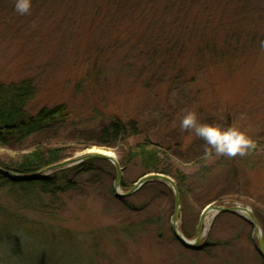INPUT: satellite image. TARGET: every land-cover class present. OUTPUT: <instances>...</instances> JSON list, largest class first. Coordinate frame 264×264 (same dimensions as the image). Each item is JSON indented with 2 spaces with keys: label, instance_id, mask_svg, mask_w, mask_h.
<instances>
[{
  "label": "rangeland",
  "instance_id": "374dc122",
  "mask_svg": "<svg viewBox=\"0 0 264 264\" xmlns=\"http://www.w3.org/2000/svg\"><path fill=\"white\" fill-rule=\"evenodd\" d=\"M91 5L87 0L79 2L76 23L73 17L69 23H43L40 17L36 23H0V83L31 80L36 88L33 109L66 103L71 110L68 122L26 143L0 148V160L15 162L40 144L68 149L71 159L95 149L110 151L121 169L118 194L123 195L154 173H146L139 162L120 166L117 152L122 145L100 147L98 128L117 115L136 120L144 136L163 146L168 167L185 174L182 192L174 176L155 175L177 185L179 227L189 241L195 240L203 213L221 204L251 210L264 234L263 57L247 72L236 62L245 57L242 53L235 54L236 61L228 68L209 66L196 72L199 57L187 52L183 64L197 76V84L176 74L174 84L161 85L166 77L163 83L160 79L172 73L159 68L154 53L159 48L136 60V48L147 45L154 29L135 39V27L131 33L123 28L117 33L114 25L122 20L116 13L105 21V30H95ZM46 12L41 9L42 15ZM256 18L264 19V0H249L245 5L243 19ZM216 73L226 77L218 75L217 80ZM185 110H195L201 123L239 127L254 147L242 157L213 154L204 159L205 142L180 128ZM87 145L92 146L85 149ZM98 169L102 181L97 192L78 189L56 199L0 183V264H264L254 227L240 216L207 217L204 248L189 250L173 234L175 200L168 188L142 186L129 201L142 211L130 213L107 197L108 165L102 163ZM114 174L113 189L118 182ZM123 182L126 189L121 188ZM146 222L148 230L137 231ZM126 228L132 234L126 235Z\"/></svg>",
  "mask_w": 264,
  "mask_h": 264
},
{
  "label": "trees",
  "instance_id": "16d2710c",
  "mask_svg": "<svg viewBox=\"0 0 264 264\" xmlns=\"http://www.w3.org/2000/svg\"><path fill=\"white\" fill-rule=\"evenodd\" d=\"M80 1L82 0H32L30 14L21 16L14 11V0H0V23H24L23 20H26L25 23H36L39 17L43 23H69V18L73 17L72 23H76L75 13ZM87 1L96 11L91 15L93 16L91 26L95 30H105L107 24L105 21L112 19L116 13L120 14V20H122L120 22L116 20L119 23L114 25L117 33L121 32L122 28L131 33L132 28L135 27L133 31L136 33L135 39L141 38L147 32L149 33V30L154 29L155 34L151 32L153 35L145 41L147 45L136 48V60H142L156 47L159 48L154 52L157 55L155 60L160 62L159 68L169 69L172 73L168 76L165 74L160 79L163 83L166 77V81L161 85L174 84L176 74L190 77L191 84H197V76L183 64V56L187 52L199 57L195 65L196 72L209 66L228 68L232 62L236 61L235 54L240 57L241 53L245 57L236 62L245 72L249 66L252 68L258 64L260 57H263L260 63L264 66V19L258 21L256 18L252 22H246V19H243L245 5L249 0ZM49 4L52 5L50 8ZM42 8L47 11L45 15L41 14ZM248 26L250 27L244 29ZM216 74L217 80L222 76L226 77L223 73ZM35 97L36 88L31 80L0 83V148L11 143H26L56 124L70 120L71 110L68 104L60 103L50 108L43 107L36 110L32 107ZM102 122L98 128L97 138L101 140L99 146L111 149L122 145L117 152L120 166L139 162L148 174L174 176L182 192L180 185L185 174L168 167L164 158L167 154L162 151L163 146L152 138L144 136L140 123L136 120L125 121L118 115L111 117L109 121ZM91 146L87 145L85 149H90ZM72 156L68 149L58 145L40 144L24 153L15 162L7 163L0 160V168L18 175H32L63 163ZM102 163L107 164L109 169L106 172L110 180L108 199L123 206L130 213L142 211L130 205V196L120 197L114 193L113 182L116 179L114 176L116 170L108 161L101 159L55 170L41 178L29 181H13L0 172V183L20 189L26 194L39 193L50 199L60 198L78 189L90 194L101 188L102 176L99 174L98 166ZM199 174H201L200 171ZM88 176L94 178L84 183L83 179ZM77 178H80L82 182H77ZM147 186L168 188L172 198L174 197L172 189L165 183L158 181L147 183L142 189ZM121 188H127L124 182ZM148 226L149 223L146 222L140 225L137 231H147ZM124 231L126 235L132 234L130 229L126 228Z\"/></svg>",
  "mask_w": 264,
  "mask_h": 264
},
{
  "label": "water",
  "instance_id": "95a60500",
  "mask_svg": "<svg viewBox=\"0 0 264 264\" xmlns=\"http://www.w3.org/2000/svg\"><path fill=\"white\" fill-rule=\"evenodd\" d=\"M108 152L109 151L100 150L99 152H90L88 154H83V155H80L74 159L64 161L63 163L54 165L48 169L42 170V171L35 173V174H32V175H18L15 173L8 172V171L1 169V168H0V172L4 176L8 177L9 179H11L13 181H17V182L29 181V180H33L36 178H41L45 174H48L52 171L70 168V167H73L75 165H78V164L86 162V161H91V160H96V159L106 160V161H109L110 163H112L114 165V168H115L117 176H118V179H117L118 182H117V185L114 189L117 196L129 197L135 191H137L142 186H144L145 184L155 182V181L165 183L172 189L173 194H174V198H175V216H174V221H173V225H172V230H173V234H174L175 238L177 239V241L186 249L194 250V251L199 249V245H200V243L202 241V237H203V226H204V222L207 219V217L213 216V218H215L217 215H219L221 213H230V214H235V215H239V216L241 215V217H243V218H245L244 215H247L250 218L251 225H253V227H254V236H255L257 243H258L259 253L263 257V260H264V234L260 228V225L258 223L256 216L249 209L242 207V206L225 207V206H220V205L207 209L203 213L200 224L198 225V234H197L195 240L189 241L182 234V232L180 231V227H179V218H180V212H181V197H180V193L178 191V188H177V185L175 184V182L173 180L163 176V175H155V174L153 175L152 174V175H149L147 177H144L141 181L138 182L136 187L134 189H132L131 191H129L128 193L120 195V194H118V190H119L120 184H121V169H120L115 157L109 156L107 154Z\"/></svg>",
  "mask_w": 264,
  "mask_h": 264
},
{
  "label": "clouds",
  "instance_id": "9594fccd",
  "mask_svg": "<svg viewBox=\"0 0 264 264\" xmlns=\"http://www.w3.org/2000/svg\"><path fill=\"white\" fill-rule=\"evenodd\" d=\"M31 7L32 0H14V11L21 16L30 14ZM180 128L194 133L205 142L204 159L213 154L227 158L242 157L254 147L251 138L239 127L201 123L195 110L184 111L180 118Z\"/></svg>",
  "mask_w": 264,
  "mask_h": 264
},
{
  "label": "bare ground",
  "instance_id": "6f19581e",
  "mask_svg": "<svg viewBox=\"0 0 264 264\" xmlns=\"http://www.w3.org/2000/svg\"><path fill=\"white\" fill-rule=\"evenodd\" d=\"M100 150H98V149H95V150H93V151H91V152H99ZM109 156H114L110 151L107 153Z\"/></svg>",
  "mask_w": 264,
  "mask_h": 264
}]
</instances>
